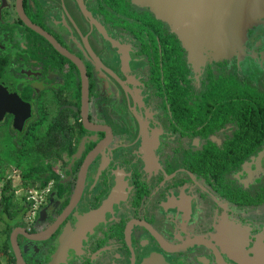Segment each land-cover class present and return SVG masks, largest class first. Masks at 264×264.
<instances>
[{"label":"flooded vegetation","instance_id":"flooded-vegetation-1","mask_svg":"<svg viewBox=\"0 0 264 264\" xmlns=\"http://www.w3.org/2000/svg\"><path fill=\"white\" fill-rule=\"evenodd\" d=\"M260 82L264 23L203 65L133 0H0V167L29 184L2 264H250Z\"/></svg>","mask_w":264,"mask_h":264},{"label":"water","instance_id":"water-1","mask_svg":"<svg viewBox=\"0 0 264 264\" xmlns=\"http://www.w3.org/2000/svg\"><path fill=\"white\" fill-rule=\"evenodd\" d=\"M133 1L165 22L189 60L203 65L241 53L247 32L264 23V0ZM11 246L15 249L13 239ZM250 264H264L263 242L254 247Z\"/></svg>","mask_w":264,"mask_h":264},{"label":"rangeland","instance_id":"rangeland-1","mask_svg":"<svg viewBox=\"0 0 264 264\" xmlns=\"http://www.w3.org/2000/svg\"><path fill=\"white\" fill-rule=\"evenodd\" d=\"M257 87L264 91V82H260ZM24 184L25 182L22 181V176L15 171V168L6 167V169L2 168L0 170V193L1 191H4L8 195L11 208L14 202L19 206L22 203L21 200L26 195V192L23 189ZM3 221L6 222V219L4 218ZM5 228L6 226L4 224H0V256L2 252L6 253L7 251L6 246L4 245ZM2 263L3 259L0 257V264Z\"/></svg>","mask_w":264,"mask_h":264},{"label":"trees","instance_id":"trees-1","mask_svg":"<svg viewBox=\"0 0 264 264\" xmlns=\"http://www.w3.org/2000/svg\"><path fill=\"white\" fill-rule=\"evenodd\" d=\"M255 104L264 106V100L257 98ZM255 113H256V120H260V119L264 120V109L259 111V112H258V110H256ZM259 115H261V116H259ZM1 169L2 168L0 167V170ZM23 181H26V183L28 184V182L26 180V176L23 177ZM24 185H26V184H24ZM10 210H11V207H10L9 197L4 191H1V193H0V224L4 223V225L6 226V229H5L6 233H8L10 231L11 225L9 223L4 222L3 219L4 218L6 219L10 216V214H11Z\"/></svg>","mask_w":264,"mask_h":264}]
</instances>
